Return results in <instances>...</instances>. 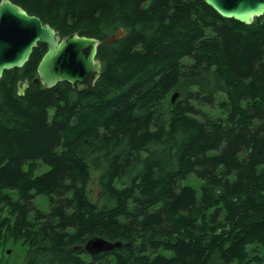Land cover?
Segmentation results:
<instances>
[{
    "label": "trees",
    "instance_id": "1",
    "mask_svg": "<svg viewBox=\"0 0 264 264\" xmlns=\"http://www.w3.org/2000/svg\"><path fill=\"white\" fill-rule=\"evenodd\" d=\"M13 1L61 36L99 38L102 71L91 90L34 83L41 42L4 71L0 264L9 241L27 245L26 264H264V15L248 24L205 0ZM94 236L122 245L91 253Z\"/></svg>",
    "mask_w": 264,
    "mask_h": 264
},
{
    "label": "water",
    "instance_id": "2",
    "mask_svg": "<svg viewBox=\"0 0 264 264\" xmlns=\"http://www.w3.org/2000/svg\"><path fill=\"white\" fill-rule=\"evenodd\" d=\"M205 1L222 16L248 24L264 15V0ZM125 35L126 29L121 27L109 35L106 42L112 43ZM39 42L46 44L47 50L38 63V76L33 79L34 83L52 88L59 82L68 81L78 91L91 90L95 86L102 71L101 60L97 57L101 44L99 38L81 35L77 31L61 36L50 23L43 22L41 17L29 13L22 5L13 0H0V79L5 70L23 67ZM30 85L28 76L18 80L17 94L25 96ZM178 95V91L173 93V102ZM121 245V241L94 236L88 239L85 248L91 253H98Z\"/></svg>",
    "mask_w": 264,
    "mask_h": 264
},
{
    "label": "rangeland",
    "instance_id": "3",
    "mask_svg": "<svg viewBox=\"0 0 264 264\" xmlns=\"http://www.w3.org/2000/svg\"><path fill=\"white\" fill-rule=\"evenodd\" d=\"M47 166H41L38 170V173H41ZM99 171H92V180L89 185V195L93 200H97L99 187H98V176ZM184 183L194 184L198 190H200L201 180H199L194 173H191L190 176L184 181ZM43 198H38L37 203H41V206H47L46 201ZM8 248L4 251V263L3 264H26L25 256L27 251V245H25L22 241L12 242L9 241L7 243Z\"/></svg>",
    "mask_w": 264,
    "mask_h": 264
},
{
    "label": "bare ground",
    "instance_id": "4",
    "mask_svg": "<svg viewBox=\"0 0 264 264\" xmlns=\"http://www.w3.org/2000/svg\"><path fill=\"white\" fill-rule=\"evenodd\" d=\"M6 244V243H5ZM6 246V245H5ZM6 248V247H5ZM88 251V250H87ZM102 252V251H101Z\"/></svg>",
    "mask_w": 264,
    "mask_h": 264
}]
</instances>
